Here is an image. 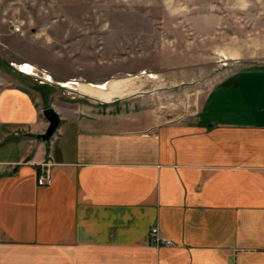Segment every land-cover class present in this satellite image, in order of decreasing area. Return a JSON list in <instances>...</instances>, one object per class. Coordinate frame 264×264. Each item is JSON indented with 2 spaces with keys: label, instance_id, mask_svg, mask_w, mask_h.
Here are the masks:
<instances>
[{
  "label": "crops",
  "instance_id": "1",
  "mask_svg": "<svg viewBox=\"0 0 264 264\" xmlns=\"http://www.w3.org/2000/svg\"><path fill=\"white\" fill-rule=\"evenodd\" d=\"M49 72L110 80L88 64ZM60 90L0 65V264H264V64L228 73L188 121ZM48 106L61 123L44 142ZM154 226L174 244L152 245Z\"/></svg>",
  "mask_w": 264,
  "mask_h": 264
},
{
  "label": "rangeland",
  "instance_id": "2",
  "mask_svg": "<svg viewBox=\"0 0 264 264\" xmlns=\"http://www.w3.org/2000/svg\"><path fill=\"white\" fill-rule=\"evenodd\" d=\"M102 2L1 0L0 65L38 87L67 82L53 78L51 65L100 67L109 81L76 90L102 101L125 97L123 111L153 109L161 122H174L192 120L210 87L240 65L264 64V0ZM16 52L21 62L5 61Z\"/></svg>",
  "mask_w": 264,
  "mask_h": 264
},
{
  "label": "built area",
  "instance_id": "3",
  "mask_svg": "<svg viewBox=\"0 0 264 264\" xmlns=\"http://www.w3.org/2000/svg\"><path fill=\"white\" fill-rule=\"evenodd\" d=\"M14 29L16 31H20V27L15 26V25H14ZM26 65H29V64H25V66ZM33 68H35V67H33ZM28 73L35 74V75L39 76L38 74H36L34 72L28 71ZM43 75H44V73H43ZM45 78L47 80H49V79L51 80V77L45 76ZM69 83H70V81H67L66 83L62 82V83H60V86L63 88H66L68 92H72L73 88L69 85ZM52 165H53V162L51 160H44L39 164L40 172L38 174V180H37L39 185H48L52 182V175H51V171H50V168ZM148 238H149V242L155 246H161V245L169 246V245L174 244L173 240L163 236L160 233V230L157 226H154L153 228H151Z\"/></svg>",
  "mask_w": 264,
  "mask_h": 264
},
{
  "label": "water",
  "instance_id": "4",
  "mask_svg": "<svg viewBox=\"0 0 264 264\" xmlns=\"http://www.w3.org/2000/svg\"><path fill=\"white\" fill-rule=\"evenodd\" d=\"M43 114L48 120L49 125L43 133L37 134L36 138L44 142H48L55 135L57 129L59 128L61 123V116L59 115L57 110L52 106L44 108Z\"/></svg>",
  "mask_w": 264,
  "mask_h": 264
},
{
  "label": "bare ground",
  "instance_id": "5",
  "mask_svg": "<svg viewBox=\"0 0 264 264\" xmlns=\"http://www.w3.org/2000/svg\"><path fill=\"white\" fill-rule=\"evenodd\" d=\"M24 68H25L26 70H28V71H30V72H34V73H36V74H38V75H42V74H43L42 71H40V70L37 69V68H33L32 65H30V64L24 66ZM44 76L49 77V75H48L47 73H45ZM69 85H70L71 87H74L73 89L76 90L77 87H80V86L82 87L84 84L80 85L79 83L77 84V83H75V82H70ZM84 86H86V84H85ZM101 87H102V86H101ZM87 88H88V87H87ZM89 88H90V89H93V88L90 87V86H89ZM93 91H94V90H93ZM94 92H95V91H94Z\"/></svg>",
  "mask_w": 264,
  "mask_h": 264
}]
</instances>
